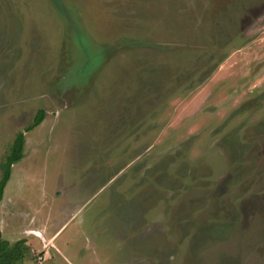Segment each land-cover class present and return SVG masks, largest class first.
<instances>
[{"label":"rangeland","instance_id":"obj_1","mask_svg":"<svg viewBox=\"0 0 264 264\" xmlns=\"http://www.w3.org/2000/svg\"><path fill=\"white\" fill-rule=\"evenodd\" d=\"M18 133L15 264H264V0H0Z\"/></svg>","mask_w":264,"mask_h":264},{"label":"trees","instance_id":"obj_2","mask_svg":"<svg viewBox=\"0 0 264 264\" xmlns=\"http://www.w3.org/2000/svg\"><path fill=\"white\" fill-rule=\"evenodd\" d=\"M44 112L42 110L37 111L32 124L26 129V131H30L31 129L38 126L43 120ZM24 143V135L22 133H18L13 142V145L10 150V154L5 158V162L3 166V180L0 182V200L2 198L4 181H7L9 177V172L12 164H15L19 160L22 159V149ZM26 247L24 243H16L13 246H9L7 241L1 239L0 234V264H15L18 260H23L25 256Z\"/></svg>","mask_w":264,"mask_h":264}]
</instances>
